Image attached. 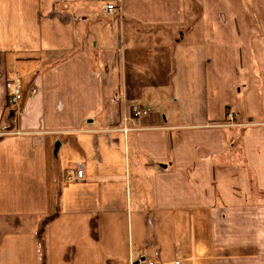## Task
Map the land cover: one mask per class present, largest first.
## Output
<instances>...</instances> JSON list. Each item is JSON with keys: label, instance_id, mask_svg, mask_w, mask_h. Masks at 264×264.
Listing matches in <instances>:
<instances>
[{"label": "crops", "instance_id": "crops-1", "mask_svg": "<svg viewBox=\"0 0 264 264\" xmlns=\"http://www.w3.org/2000/svg\"><path fill=\"white\" fill-rule=\"evenodd\" d=\"M111 2L0 0V264H264V0Z\"/></svg>", "mask_w": 264, "mask_h": 264}, {"label": "built area", "instance_id": "built-area-1", "mask_svg": "<svg viewBox=\"0 0 264 264\" xmlns=\"http://www.w3.org/2000/svg\"><path fill=\"white\" fill-rule=\"evenodd\" d=\"M98 3L102 5L103 12L107 15H113V13L116 11V6L114 3L111 2V0H97ZM22 82L18 78H10L6 82V89L8 93V104L11 108H17L21 105L24 98V86H22ZM36 90H32V94H35ZM148 114V111H144L142 109L133 108L132 109V115L136 118L142 117ZM228 118L234 119L233 113H227ZM76 176L79 179H82L84 176V172L82 170L76 171ZM133 264H158L156 260L153 259H145L144 261H139L137 263Z\"/></svg>", "mask_w": 264, "mask_h": 264}, {"label": "trees", "instance_id": "trees-1", "mask_svg": "<svg viewBox=\"0 0 264 264\" xmlns=\"http://www.w3.org/2000/svg\"><path fill=\"white\" fill-rule=\"evenodd\" d=\"M54 216H55V214H53V215H51V216H49V217H47L46 219H44L45 221H44V224H43V228H42V231H43V229H44V226L51 220V219H53L54 218ZM97 227H96V221H93V223H92V234L94 235V237H96V235H97ZM46 255H45V253H43L42 254V259H43V262H42V264H46V257H45Z\"/></svg>", "mask_w": 264, "mask_h": 264}, {"label": "water", "instance_id": "water-1", "mask_svg": "<svg viewBox=\"0 0 264 264\" xmlns=\"http://www.w3.org/2000/svg\"><path fill=\"white\" fill-rule=\"evenodd\" d=\"M13 113H11V115H12ZM59 143L57 144V145H55L56 146V148H55V153H57V151H58V148H59Z\"/></svg>", "mask_w": 264, "mask_h": 264}, {"label": "rangeland", "instance_id": "rangeland-1", "mask_svg": "<svg viewBox=\"0 0 264 264\" xmlns=\"http://www.w3.org/2000/svg\"><path fill=\"white\" fill-rule=\"evenodd\" d=\"M1 134H4L2 130H0V135H1ZM3 137H4V136H3ZM1 138H2V136H1Z\"/></svg>", "mask_w": 264, "mask_h": 264}]
</instances>
